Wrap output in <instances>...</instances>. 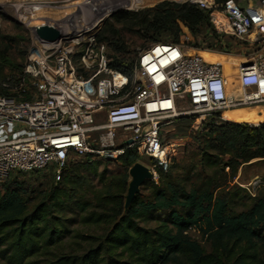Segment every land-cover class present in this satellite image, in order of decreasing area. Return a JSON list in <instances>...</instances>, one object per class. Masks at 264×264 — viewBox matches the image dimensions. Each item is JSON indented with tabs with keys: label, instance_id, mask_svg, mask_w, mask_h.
Segmentation results:
<instances>
[{
	"label": "trees",
	"instance_id": "16d2710c",
	"mask_svg": "<svg viewBox=\"0 0 264 264\" xmlns=\"http://www.w3.org/2000/svg\"><path fill=\"white\" fill-rule=\"evenodd\" d=\"M114 19L136 28L149 45H179L184 37L186 45L195 49L200 47L199 40L211 50L230 47L213 30L209 13L189 2L163 1L138 12H118ZM97 40L116 55L109 57V67L131 82L135 59L128 57L121 34L104 30ZM3 53L1 50L0 96H12L10 90L23 68L17 66L16 80L6 77L3 61L7 54ZM218 118L219 114L207 118L211 123L205 124L207 135L194 153L195 167L188 184L171 172L157 171V181L143 184L151 190V198L136 195L127 210V172L137 161L131 150L117 158L120 171L116 175H108L106 167L99 172L103 162L90 157L68 160L58 179L46 188H34L18 179L35 173L10 175L0 184V262L264 264V194L251 196L242 189L228 192L224 187L241 165L264 159V124L253 127L219 122ZM191 121L177 118L174 134L186 135ZM75 160L83 163H72ZM205 163L220 176L214 170L206 173ZM237 201L240 211L234 210ZM150 223L155 225L148 227ZM191 230L205 239L208 249L189 236Z\"/></svg>",
	"mask_w": 264,
	"mask_h": 264
},
{
	"label": "built area",
	"instance_id": "2783aa9c",
	"mask_svg": "<svg viewBox=\"0 0 264 264\" xmlns=\"http://www.w3.org/2000/svg\"><path fill=\"white\" fill-rule=\"evenodd\" d=\"M255 1L187 0L209 13L217 35L249 47L232 83L207 59L209 50L182 43L140 50L129 82L109 67L104 44L96 42L98 28L79 35L96 23L52 44L34 39L12 96H0V184L12 174L50 168L59 176L70 159H116L126 150L148 158L157 181V171H168L200 119L219 114V122L264 124L258 122L264 110L248 112L264 105V0ZM180 117L192 118L184 136L174 134Z\"/></svg>",
	"mask_w": 264,
	"mask_h": 264
},
{
	"label": "rangeland",
	"instance_id": "374dc122",
	"mask_svg": "<svg viewBox=\"0 0 264 264\" xmlns=\"http://www.w3.org/2000/svg\"><path fill=\"white\" fill-rule=\"evenodd\" d=\"M101 1L102 3H105L103 4V9L107 10L108 8L115 7V10L111 9L112 12L110 14L108 12L111 10L108 9V12L105 11L103 14L104 16L100 18L101 21L98 25V31L96 33V42L104 44L107 59H109V57L111 56H116L113 54V52L109 51L107 45L104 42H98L97 38L102 35V32L104 30H108L109 32L118 31L121 34L125 45L128 47V51L130 52L128 57L135 59L137 53L144 47L148 46L149 43H147L141 37V34L136 28H128L125 24L117 22L114 19V16L121 11L138 12L146 8H151L163 1L171 0H162L161 2H159L160 0H142V4H137V7H134L132 9H129L127 7V3L129 0H99V3H97V0H0V53L1 50H4L3 54H7L5 55L7 56L6 59L3 61V64H5L4 75L6 77H12L15 80L19 77L17 66L22 65L23 68L28 50L32 42L34 41L31 31L32 28L40 25H51L54 27H59V25H61L65 21L70 22L72 18H76V20H72L73 22L71 21L72 24L75 23L74 26H91L96 21L95 17H93V13L90 12L96 5L98 6L95 8L98 10ZM132 1L136 2L137 0ZM250 1L252 4L253 1ZM174 2L183 3L187 2V0ZM240 4L244 5L243 2H240ZM33 7H37L39 8V10L33 15H30L29 9ZM23 16L25 17V19H23ZM82 16H84L85 19H81ZM87 17H90V20ZM180 40L182 44L186 45L187 40L184 37H182ZM222 41L224 42V44L230 46L226 51L227 53L222 51V49H207L204 44L202 46V43L206 42H200V40L197 43H200V47L198 48V50H196L198 53L203 50H209L206 56L207 59L219 65L224 76L228 77L230 79V83H232L233 76L235 75L236 64L241 60L247 58V56L251 54V51L248 49L249 47L238 43L229 36H222ZM233 45L235 47H233ZM8 50L9 53H7ZM23 52H25L24 58L22 57ZM191 52H195V50ZM74 63L75 66H78L79 63L77 57L74 59ZM183 107L185 109H189L190 105L189 103H186ZM258 109L264 110V105L259 106L258 108L250 109L248 112H250L249 114H251L254 112V110ZM228 115L229 117L233 116V114ZM98 121L101 123L103 119L99 117ZM199 122L200 123L198 125H193L194 129L189 140L185 143L183 148H180L173 164L168 169V172H171L175 176H178L180 180L187 181V184L189 182L187 178H190L193 175V169L195 167L193 166V158L194 153L196 152V148L201 144L202 137H205L208 132L207 129L205 130V124L211 123L207 118L204 121L200 119ZM258 122L264 123V119L262 121L259 120ZM239 123L242 124L241 122ZM192 124L193 123L191 121L189 123V129L191 128ZM178 127L179 126L177 125L176 128ZM203 154V158H206L205 154L207 153ZM95 160L103 162V164H101V166L99 167V172L105 167L108 170V175H116L120 171L117 158L105 160L98 157L95 158ZM72 163L80 164L83 162L81 160H75ZM136 163H139L147 168H149L152 164V162L148 158L140 156L138 154ZM204 165L206 173L210 174L214 170L215 172H217L216 177L220 176L216 168L208 170V164L205 163ZM223 172L229 174V170L227 168H223ZM58 177L59 176H55L53 174L52 169L50 168L32 174L26 178L18 176V179L26 180L29 184L33 185L34 188H37L39 186H41L39 188H46L47 185L51 184L53 179H58ZM129 180L130 179L128 177V182ZM92 184H94L97 189L101 188L99 182L96 180H93ZM224 187L228 192H234L237 189H242L251 196L264 194V159L253 160L248 164L241 165L238 168L235 177L227 178V182ZM138 196L143 199H150L151 190L148 189L147 186L142 185L139 189ZM234 210H242L239 201H237ZM154 225V223H150L147 226L152 227ZM188 234L193 240L200 243L204 248L208 249L207 242L198 234L196 230H191ZM0 264L3 263L0 262Z\"/></svg>",
	"mask_w": 264,
	"mask_h": 264
},
{
	"label": "water",
	"instance_id": "95a60500",
	"mask_svg": "<svg viewBox=\"0 0 264 264\" xmlns=\"http://www.w3.org/2000/svg\"><path fill=\"white\" fill-rule=\"evenodd\" d=\"M82 27L67 26L54 27L50 25H40L31 29L33 38L41 44H52L59 39L71 37L80 31ZM129 182L127 185L126 195L124 197V210H127L130 203L139 193L140 187L152 180V173L149 169L139 163H135L128 170Z\"/></svg>",
	"mask_w": 264,
	"mask_h": 264
},
{
	"label": "bare ground",
	"instance_id": "6f19581e",
	"mask_svg": "<svg viewBox=\"0 0 264 264\" xmlns=\"http://www.w3.org/2000/svg\"><path fill=\"white\" fill-rule=\"evenodd\" d=\"M145 1V0H144ZM253 1V3H252V5L253 6H255V4L257 3L255 0H252ZM97 3H99V0H97ZM103 4H105V3H102V1H101V4H100V6L98 7V10L95 8V7H97L98 5H96L95 7H94V9L93 10H91V12L90 13H93V17H95V27L91 30V31H84V32H81L79 35L81 36V38L83 39V38H86L87 36H91L92 34H94V32L96 31V29L98 28V25H99V23H100V18L102 17V16H104L103 14H104V12L105 11H107L108 12V9H112V10H115L114 8L115 7H113V8H108L107 10L106 9H103ZM136 4V5H135ZM137 4H142V0H137L136 2L134 1H132V0H129L128 1V3H127V7L129 8V9H132V8H134V7H137ZM86 5V4H85ZM91 5V4H90ZM87 8V7H86ZM90 9V8H89ZM38 10H39V8H37V7H33V8H31V9H29V14L30 15H33L34 13H36V12H38ZM112 10L111 11H109L108 13H110L111 14V12H112ZM80 14V13H79ZM78 14V15H79ZM83 14V13H82ZM76 15V14H75ZM92 16V15H91ZM88 19L90 18V17H87ZM23 19H25V17L23 16ZM79 19V18H78ZM81 19H85L84 18V16H82V18ZM61 20V19H60ZM68 20V19H67ZM72 20L74 21V20H76V18H72ZM71 20V21H72ZM90 20V19H89ZM71 21L70 22H68V21H65V22H63L61 25H59V26H69L70 24H72L71 23ZM72 21V22H73ZM80 21V20H79ZM94 21V20H93ZM56 22V21H55ZM85 22V21H84ZM79 23H81V22H79ZM44 24V23H43ZM74 24L75 23H73L72 25L74 26ZM71 25V26H72ZM81 25V24H80ZM51 26V25H50ZM92 26V25H91ZM86 28H90V26H86ZM231 116V115H230ZM254 163H255V161H254Z\"/></svg>",
	"mask_w": 264,
	"mask_h": 264
},
{
	"label": "crops",
	"instance_id": "0c3cea01",
	"mask_svg": "<svg viewBox=\"0 0 264 264\" xmlns=\"http://www.w3.org/2000/svg\"><path fill=\"white\" fill-rule=\"evenodd\" d=\"M162 0H160L159 2H161ZM171 1H180V0H171Z\"/></svg>",
	"mask_w": 264,
	"mask_h": 264
}]
</instances>
